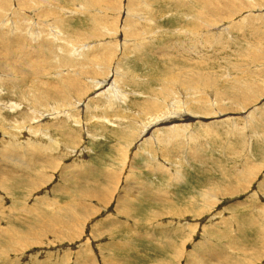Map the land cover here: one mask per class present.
Wrapping results in <instances>:
<instances>
[{
    "label": "rangeland",
    "instance_id": "1",
    "mask_svg": "<svg viewBox=\"0 0 264 264\" xmlns=\"http://www.w3.org/2000/svg\"><path fill=\"white\" fill-rule=\"evenodd\" d=\"M211 1L0 0V264H264V0Z\"/></svg>",
    "mask_w": 264,
    "mask_h": 264
},
{
    "label": "bare ground",
    "instance_id": "2",
    "mask_svg": "<svg viewBox=\"0 0 264 264\" xmlns=\"http://www.w3.org/2000/svg\"><path fill=\"white\" fill-rule=\"evenodd\" d=\"M211 0H195V2L197 3V4H199V5H201L202 6V8L203 9H206V10H208V9H210V11L211 10H214V13L216 14L217 13V9L216 8H213L212 7V5H215V3L214 4H212L211 6L208 4V2H210ZM213 1V0H212ZM211 1V2H212ZM215 7H217V4H216V6ZM87 8H90V7H87ZM213 12V11H212ZM237 12V11H236ZM208 15V14H207ZM205 19V18H204ZM198 21H201L200 19H198ZM205 21H207V19L205 20ZM202 22V21H201ZM203 23V22H202ZM204 24V23H203ZM211 24H207L206 26L208 27V26H210ZM199 27L201 26V25H198ZM198 27V28H199ZM201 27H203V26H201ZM50 28V27H49ZM199 29H202V28H199ZM126 40V39H125ZM128 40V39H127ZM207 40V39H206ZM141 42V41H140ZM17 43V42H16ZM127 44V43H126ZM135 48V47H134ZM82 49V48H81ZM195 51V50H194ZM193 52V51H192ZM89 54H90V52H88ZM87 55V54H86ZM161 55V54H160ZM88 56V55H87ZM90 56V55H89ZM162 56V55H161ZM84 58V57H83ZM101 58H103L102 60H105L106 58H105V56L104 57H101ZM108 64H107V67L109 66V61H107V60H105ZM101 63H102V61H101ZM200 66V65H199ZM39 69V68H38ZM109 69V68H108ZM100 70V69H99ZM196 76V75H195ZM198 77V76H197ZM208 77V76H207ZM212 79V78H211ZM92 81V80H91ZM174 81V80H173ZM185 81V80H184ZM72 83V82H71ZM71 83H69V89L68 90H70V92H72L73 91V89H74V87L73 88H71ZM97 84V83H96ZM189 84V83H188ZM195 84V83H194ZM217 84V83H216ZM100 85H101V88H103L104 90H108L109 91V89H110V87H113L112 85H116L115 84V82H112V84L110 85V83L107 81V80H103V81H101V83H100ZM190 85V84H189ZM205 86V84H203V85H201V87L202 88H206V87H204ZM98 87V86H97ZM193 87V86H192ZM256 87H258V86H254V87H252V86H250V85H247V87H243V89H241V91L247 96L248 94H249V92H252V93H254L255 92V88ZM57 88V87H56ZM198 88V87H197ZM76 89V88H75ZM112 90H110V94H112V96H113V94H117L118 92H119V90H116V91H114L115 90V88H111ZM170 90V89H169ZM53 92V91H52ZM51 92V93H52ZM59 92V91H58ZM247 92V93H246ZM108 93V92H107ZM57 94V93H56ZM60 95V94H59ZM63 95V94H62ZM115 96V95H114ZM110 97V96H109ZM63 98V97H62ZM40 99V98H39ZM245 99V101L248 99V98H244ZM190 102V101H189ZM60 103V102H59ZM231 103H232V105L235 107V105H237L238 104V102H237V100L236 99H233L232 101H231ZM244 105H247V104H244ZM249 105V104H248ZM78 106V105H77ZM203 107V106H202ZM201 109V108H200ZM204 109V108H203ZM201 110L200 112L201 113H204V110ZM232 110H235V109H232ZM198 112H199V110H197ZM187 112V111H186ZM177 113V112H176ZM182 113V112H181ZM168 115H170V114H168ZM200 115V114H199ZM163 116V115H162ZM162 116H157V120L160 122L162 119H164V117H162ZM167 116V115H166ZM201 116V115H200ZM249 116V115H248ZM182 117H187L186 115H182ZM214 117V116H213ZM251 117V115L249 116V118ZM173 118V117H172ZM172 118H171V116H170V122H169V125H168V127H170V130H172V133H173V131H175L176 133L178 132V130L179 129H177L176 127L178 126V122H179V120H185V119H179V118H173V120H172ZM248 118V119H249ZM252 118V117H251ZM250 118V119H251ZM248 121V120H247ZM153 122V121H152ZM185 122H186V120H185ZM150 123V122H149ZM158 124H161V123H155V125L156 126H158ZM176 124V125H175ZM185 125V124H184ZM152 126V125H151ZM154 127V126H153ZM146 128V127H145ZM153 129V128H152ZM151 129V130H152ZM146 130V129H145ZM183 132V131H182ZM146 133V132H145ZM185 138H187L188 140H190L191 141V137H189V136H187V137H185ZM20 145V144H19ZM18 148L19 149H15L14 148V150H11V151H9V152H5V155L6 156H8L9 158H10V152H18L20 155H21V157H22V160L19 162L20 164H21V166L23 165L24 167H25V169L26 170H28V171H31V170H33V169H35V167L37 168V164H47L46 163V161H43V163H42V160H43V158L41 159V158H39V152L36 150V149H31V151L33 152V154L32 155H30V159H27L26 157L27 156H29V153L30 152H28L26 149H24L25 147L22 145L21 146V148L18 146ZM39 148V147H38ZM21 149V150H20ZM119 151V150H118ZM38 152V153H37ZM2 155V154H1ZM4 159H6L7 160V158H5V157H3ZM34 158H37V159H39V161H40V163H36L35 161H33V159ZM14 159H17V158H14ZM27 160H29V162H27ZM38 161V162H39ZM16 163L18 164V162L16 161L15 162V165H16ZM263 164V163H262ZM14 165V166H15ZM264 166V165H263ZM13 169V168H12ZM257 169V168H256ZM8 172H6L5 174H3V177L4 176H7L8 175V179L7 178H5V179H7V181L9 182V184H11V182H13L15 179H17V178H14V175H12L11 174V172H10V170H7ZM12 171V170H11ZM14 171V170H13ZM15 172V171H14ZM15 173H17V172H15ZM246 173V176H248L250 173H252V172H244V174ZM9 174H11V176L9 177ZM41 177V176H40ZM256 177V176H255ZM246 178V177H245ZM249 178V177H248ZM180 178L179 177H175L174 178V180H179ZM31 183V182H30ZM33 183V182H32ZM31 186H34V185H31ZM135 186V185H134ZM71 188V187H70ZM73 188H76V187H73ZM217 189V188H216ZM73 190V189H72ZM215 190V189H214ZM27 191H29V189L27 190ZM94 191V190H93ZM102 191V190H101ZM132 191H134V190H132ZM202 194H204L205 193V196L204 197H207L208 196V193H209V191H211L210 189L209 190H203L202 189ZM206 191V192H205ZM220 191V190H219ZM71 193V192H70ZM107 193H108V191H107ZM127 193V192H126ZM130 193V192H129ZM217 193H218V191H217ZM96 195H98V194H96ZM95 194H91V195H81V197L80 198H85V199H90V198H93L94 196H96ZM109 195V194H108ZM125 195H127V194H125ZM125 195H123V196H125ZM133 195V194H132ZM212 195V194H211ZM122 196V197H123ZM128 196V195H127ZM126 196V197H127ZM215 196V195H214ZM100 197V196H99ZM217 197V196H216ZM215 197V198H216ZM128 198V197H127ZM137 198V197H136ZM212 199V198H211ZM217 199V198H216ZM101 200V199H100ZM165 201V199H161V201ZM219 201V200H218ZM209 202H210V200H209ZM212 202V201H211ZM213 203H215L214 201H213ZM192 204V203H191ZM191 204H190V206H191ZM207 205H208V203H206ZM206 204H204V205H206ZM77 205V204H76ZM90 205V204H89ZM211 205V204H210ZM209 205V206H210ZM63 209H64V207L61 209V211H63ZM195 211V210H194ZM198 211V210H197ZM65 212L67 213L68 212V210L66 209L65 210ZM57 214V213H56ZM58 215V217H62V216H60L61 215V213L60 214H57ZM194 215H196V213L194 214ZM69 216V222L71 221V222H73V225H71V226H78V222H76V220L75 219H73V217H72V214L70 213V215H68ZM89 216V215H88ZM67 224H68V221L67 222H65V223H63V225H62V227H59L57 230H59V234H62L63 236H65L64 235V233L66 232V230L69 228V227H67ZM43 225V227H38V228H36V229H30V231H31V233H29V229L26 231V234L28 235L27 237H29V238H36L37 239V237H36V235L37 234H39V235H41L40 233H43V235H44V233L46 234L47 233V231H50V228H51V225H52V231L54 230V224H53V220L51 221L49 218L48 219H46V218H44V224H42ZM48 227V228H47ZM45 228H47V229H45ZM73 231V230H72ZM55 232H56V230H55ZM68 232V231H67ZM70 234H71V231H70ZM69 235V234H68ZM70 237V236H69ZM9 238V237H8ZM14 239V238H13ZM13 239H11V238H9V239H7L8 241H10V240H12L13 241ZM23 239V238H22ZM21 239V240H22ZM11 241V242H12ZM15 243H17V242H15V241H13V244H15ZM36 243H38V242H36ZM25 244H28V240H26L25 239ZM177 252V251H176ZM218 255V254H217ZM211 257V261H213V263L212 264H218V260L215 258V257H213V256H210ZM90 259V258H89ZM92 260V259H91ZM208 260V259H207ZM93 261V260H92ZM193 263H194V259L192 258V260H191ZM200 261V263H202V264H210V263H207L208 261H210V260H208L207 262L202 258V259H200L199 260ZM210 261V262H211ZM91 262V261H90ZM196 264H197V262H195Z\"/></svg>",
    "mask_w": 264,
    "mask_h": 264
},
{
    "label": "crops",
    "instance_id": "3",
    "mask_svg": "<svg viewBox=\"0 0 264 264\" xmlns=\"http://www.w3.org/2000/svg\"><path fill=\"white\" fill-rule=\"evenodd\" d=\"M202 154H203V153H202ZM204 158H205V156H203V155H202L201 166H202V165H204V164H205V162H206V160H203ZM201 166H200V167H201ZM192 169H197V167H196V166H192ZM192 169H191V170H192ZM176 186L178 187V185H176ZM177 199H178V198H177V197H175V202L178 204V201H177Z\"/></svg>",
    "mask_w": 264,
    "mask_h": 264
}]
</instances>
